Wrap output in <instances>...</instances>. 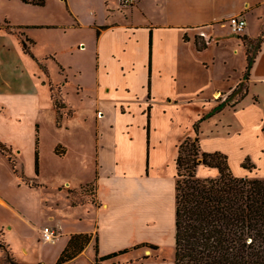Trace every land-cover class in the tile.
<instances>
[{"label":"crops","instance_id":"1","mask_svg":"<svg viewBox=\"0 0 264 264\" xmlns=\"http://www.w3.org/2000/svg\"><path fill=\"white\" fill-rule=\"evenodd\" d=\"M59 1L58 7L48 10V0L45 5L23 0H0V21L9 20L13 26V32L0 28V236L21 264H56L71 236L76 233L89 234L92 239L78 256L64 264L76 263L84 255L92 264H97L96 245L99 256L129 249L100 260V264H176L178 146L187 137H195V122L223 102L243 81L247 44L242 36L256 38L261 34L264 0H141L132 6H123L120 2L116 7L110 6L109 0H104L102 18L93 15V9L84 12L68 0ZM45 7L52 15L47 17L43 14ZM237 14H243L248 24L245 31L235 37L234 47L229 52L227 45H220L219 40L223 37L215 38V35L226 26L231 16ZM252 18L259 22L256 30L252 26ZM40 28L52 32L63 30L65 34L71 29L87 28L91 35L88 40L82 39L79 45L67 40V45H51L47 52L41 53L36 48L39 38L35 35ZM21 37L34 41L30 45L37 58L53 59L63 71L66 67H76V76L67 73V77L55 82L61 86L65 100L67 98L77 106L70 117L85 110L95 95L97 116L91 154L96 158V170L90 174L91 180L79 185L64 180L60 186L70 199V208L76 213L74 221L63 220L54 213L60 206L59 202L57 207L48 208L52 211L48 214L49 219L43 222L40 219L42 205L46 201L40 193L46 185L41 166V124L37 117H33L32 124L23 122L26 114L40 110L39 71L44 73L42 83L49 87L54 107L55 104L53 91L44 82L48 81L47 73L24 50ZM197 40L202 44L207 41L208 46L199 49ZM240 53L246 58L240 75L233 76V69L231 73L216 72L214 66L220 57L227 64L229 57ZM75 57L80 59L77 63L73 62ZM86 65H91L93 72L86 70ZM136 69H141L140 78ZM87 74L91 79L86 77ZM137 77L141 82L140 88L136 85L139 82ZM70 87H74L75 94L67 90ZM220 96L222 101H219ZM160 99L164 101L162 106ZM180 99L195 104L194 111L187 118L176 120L174 138L157 135L159 121L165 122L169 118L165 107L169 102L181 105ZM131 102L139 104L145 115L146 143L141 148L130 137L129 128L134 124L125 127L127 137L123 135L113 140L103 137L107 130L105 124L114 122L110 108L130 116ZM67 116H58V122L62 123ZM170 122L175 123L173 119ZM199 135L202 151L227 155L233 175L264 178V42L251 71L248 94L234 105L227 104L203 120ZM37 137L40 141L39 174L35 171ZM79 141L75 142L76 146L88 142L81 140L80 144ZM58 144L66 147L64 156L55 153L62 158L74 150L73 144ZM1 145L10 148L19 172L26 170L21 163L24 153H29L33 167L32 171L25 173L38 185L31 186L23 181L9 156L2 152ZM73 152L80 154V151ZM197 174L216 177L219 170L201 164ZM91 183L97 185L94 192H88L80 201L73 198L74 194L70 196L69 190L72 189L66 188L68 184L79 188ZM47 225L59 231L53 241L42 240L43 228ZM33 239L44 244L42 252L33 251ZM16 243H20L24 255L31 259L25 261L17 254ZM143 243L154 244L157 248L143 246ZM168 249H171L170 254ZM3 256L0 249V260Z\"/></svg>","mask_w":264,"mask_h":264},{"label":"trees","instance_id":"2","mask_svg":"<svg viewBox=\"0 0 264 264\" xmlns=\"http://www.w3.org/2000/svg\"><path fill=\"white\" fill-rule=\"evenodd\" d=\"M23 1L45 5L47 0ZM0 28L13 32V26L9 20L0 22ZM242 38L247 44V65L243 81L228 96L227 100L219 103L213 110L201 116L195 122L196 136L187 137L178 146L176 159L178 170L176 182V264H264V178L233 175L227 155L221 152L209 153L202 151L199 135L200 124L203 120L222 110L227 104L234 105L235 102L244 98L249 92L251 71L264 42V28L256 38L248 35H243ZM21 42L24 50L31 54L38 61L41 69L47 73L48 81L44 82L48 83L53 91L54 104L58 116L62 118L64 116L62 109L66 105H64L61 86L53 82L48 67L31 50L30 43L34 41L29 37H23ZM204 42L202 44L197 40L199 49L208 46L207 41ZM152 43L151 36L148 79V93L150 96L152 88ZM60 98L63 101L61 103ZM233 99L235 101H232ZM150 112L151 106L148 107V146L150 145ZM39 142V137H37L35 148V171L37 174L40 170ZM1 150L9 156L23 181L31 186L38 185L37 182L32 181V178L27 176L25 170L19 172L10 148L1 145ZM66 152L64 145L58 144L55 147V153L60 156H64ZM201 164L217 168L219 175L216 177L198 176L197 170ZM245 166L249 167V164L245 163ZM94 186L97 185L94 184ZM69 193L72 196L74 191L69 190ZM91 239L92 237L89 234H73L56 264H64L74 259L85 249ZM143 246L157 248L156 245L151 243H143ZM0 249L4 253L3 257L5 259L14 264H21L1 236ZM96 250L97 264H100L98 263L100 260L112 258L129 249L106 256L98 255L97 245Z\"/></svg>","mask_w":264,"mask_h":264},{"label":"rangeland","instance_id":"3","mask_svg":"<svg viewBox=\"0 0 264 264\" xmlns=\"http://www.w3.org/2000/svg\"><path fill=\"white\" fill-rule=\"evenodd\" d=\"M48 10L55 9L59 6V0H48ZM73 5H75L77 8H79L81 11H89L93 9V15H96L97 18H102V8H103V2L104 0H68ZM252 2L256 0H250ZM66 2V0H64ZM122 4V0H109V5L116 7L119 4ZM140 2V1H139ZM138 2V3H139ZM50 5V6H49ZM125 6V5H123ZM47 7L43 8V14L48 17V15H52V12H48ZM96 12V13H95ZM252 13L251 11H249ZM62 16L64 13L61 14ZM1 22V21H0ZM258 20L257 18H252V26L256 30L258 27ZM6 25V24H5ZM35 35L38 39V44L36 45V48L39 52L45 53L49 50L51 45H67L69 42L67 40H73L74 45H79L80 41L82 39L88 40L91 32L87 28H81V29H71L66 34L63 30H54V32L50 31L49 29H39L37 32H35ZM238 33L232 32V29L230 27V21H226V26L222 28L219 33L215 35V38H221L222 40H219L221 47H225L227 45V49L230 52L231 49L234 47V39L237 37ZM70 38V39H69ZM32 50V48H31ZM220 51V50H219ZM40 60H42L43 64H47L49 71H50V77L54 82H59L63 78L67 77V73L70 76H76L74 69L76 67H66L65 71L62 70V67L59 65L57 61H54L53 59H48L39 56ZM221 58V57H220ZM218 59L216 61V64L214 66L217 73H224L226 71H229L231 73V70L233 69V76H238L243 72V68L245 66L246 58L240 53L235 54L232 57H229L228 63L224 64L221 59ZM80 59H75L73 62L77 63ZM86 70H91L93 72V68L91 65H86L84 67ZM138 69V67H137ZM136 69V70H137ZM137 75L141 76V69L137 70ZM37 76H40L39 79V101H40V110L37 113H30L29 115L26 114L25 118L23 119V122H27L26 124H32L33 117L38 119L40 122V134H41V141H42V157H41V166H42V178L45 182V186L40 189V193L42 197L46 200L44 201L42 205V213L40 216L41 222L49 219L48 214L52 212L48 208L51 206L57 207V202L60 203V206L55 209L56 215L59 214L63 220H66L69 222L76 220V213L73 211L69 206V197L66 194V192L62 189H60V186L65 183V181H71L75 185H79L81 183H84L88 180H91L90 174L96 170V161L92 157L91 150L93 149L92 141L94 140V134H93V128L95 126V117L97 116V109L95 108V95L94 98H91L92 103L89 104V106L82 111H79L78 115L74 117H70V115L74 114V111L77 109V106L73 104L71 101L65 100L64 105L62 109V113L64 112V115H69L67 117H64L62 120V123L58 122V116L55 107L53 106L52 98L49 94L48 86L46 84L42 83V80L45 79L44 73L42 71H39ZM89 79H91V75H86ZM57 78V80H56ZM76 77H73L75 79ZM137 77V79H139ZM136 85H139V88L141 86V82L139 79V82H136ZM67 90L71 92L72 94H75L74 87H70ZM124 94V92H122ZM228 96L224 98V101L227 100ZM144 99V98H142ZM223 97L220 96L219 101H222ZM62 98H60V103L63 102ZM179 103L181 105H174L173 103H168V107L165 109L167 110L169 114L168 121L162 122L159 121V124L157 127V135H163L165 137H169V139L174 138V133L176 131V120L179 117L187 118L188 114H190L195 109V104H188L186 102H183L182 99H180ZM221 103V102H220ZM164 104V101L160 99V105L162 106ZM129 110L132 111V114L130 116L127 115H121L119 112L117 113L118 109H111L110 111L114 115V122L111 124H105V127L107 130L105 131L103 137L109 140L122 138L123 135L127 137V130L125 127L129 124H134L132 128H129V131L131 132L130 137L134 138V141L137 143V147L141 148L146 143V131L144 130L145 125V115L142 114L143 110L140 108L139 104L131 102L129 103ZM112 107V106H111ZM86 116L88 119H86ZM174 120V124L170 122V120ZM130 120V121H129ZM60 123V124H59ZM113 126V127H112ZM224 130V129H223ZM129 138V137H128ZM80 139L79 143L81 144V140H88V142L84 145L81 144V146H76L75 142ZM58 143H69L74 145V150H71V153L67 157H60L55 154L54 148L55 145ZM65 145V144H64ZM73 151H80V154H76V152ZM22 163L26 166L24 169L31 170L33 167V160H31V157L28 152H25L23 155ZM65 180V181H64ZM67 189H72L74 191L73 198L76 201H80L82 198H85V195L88 194V192H94V184H88L83 187L76 188L73 185L68 184L66 186ZM58 197V200H55V198ZM43 241H45L42 238ZM49 243L46 244V246L49 247ZM31 246L33 247V251L39 253L42 252L41 246H44V244L41 245V243L38 242V240L33 239ZM16 252L19 254V256L24 259L25 261H28V256H25L24 253L21 250L20 243H16ZM173 252V251H172ZM167 253H171V249L167 250ZM0 264H14L10 260L1 259ZM43 264V263H39ZM69 264H92L91 261L88 260L87 255H84L80 257L78 262L76 263H69Z\"/></svg>","mask_w":264,"mask_h":264},{"label":"built area","instance_id":"4","mask_svg":"<svg viewBox=\"0 0 264 264\" xmlns=\"http://www.w3.org/2000/svg\"><path fill=\"white\" fill-rule=\"evenodd\" d=\"M141 0H122V5L132 6ZM230 27L234 33H243L247 27L248 21L243 14L231 16L229 19ZM59 235V231L50 225L43 228V239L45 241H53Z\"/></svg>","mask_w":264,"mask_h":264}]
</instances>
